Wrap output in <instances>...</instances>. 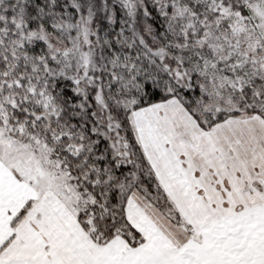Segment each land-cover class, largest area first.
<instances>
[{
  "label": "rangeland",
  "instance_id": "obj_1",
  "mask_svg": "<svg viewBox=\"0 0 264 264\" xmlns=\"http://www.w3.org/2000/svg\"><path fill=\"white\" fill-rule=\"evenodd\" d=\"M154 1L175 23L181 41L174 50L168 45L151 49V55L160 64L167 59L177 61L172 69L176 81L195 89V97L189 100L192 110L178 96L136 108L140 90L132 89V80L123 78V74L118 77L104 65L97 26L107 18L113 19V7L118 4L139 27L140 0H84L80 7L75 4L81 0H72L78 7L76 22L58 24L55 32L44 27L29 29L20 19L9 21L4 16L5 8L1 10L0 47L9 45L7 37L18 41L21 50V44L42 42L47 60L53 63L43 62L44 57L37 60L43 62L45 71L70 81L76 94L81 96L82 92L84 102L88 94L85 88L90 90L91 86L97 91L102 120L95 133L112 139L113 158L120 154L123 164L132 165L133 170L126 175L128 181L115 187L120 189L121 201L128 200L127 220L140 233L139 237L118 232L105 241L91 216L86 217L88 228L81 224L80 208L93 200L80 192L77 178L64 165L63 156H83L82 161H87L96 142L81 128L68 127L61 121L60 102L46 89L34 86L24 93L18 81H3L2 78H13V74L17 78L20 70L27 69L21 62L0 75V259L3 257L5 264H177L174 258L182 251L189 252L183 242L197 234L186 209L173 199L174 195H169L154 164L176 169L175 178L185 183L182 188L192 190L187 180L191 165L206 162L204 146L211 143L205 145V140L213 136L221 143L224 134L220 131L228 132L231 153L249 167L245 170L247 179L257 186V194L263 192L264 196V0ZM17 52H10L16 61L28 57L25 51L21 57ZM203 55L208 56V62L205 60L201 67L197 62ZM185 61L192 64L191 69ZM37 68L33 66L31 71ZM194 71L200 78L193 82ZM117 77L124 87L115 90L108 83ZM72 105V115L79 118L77 109L81 112V104ZM20 110L25 114L23 119L16 113ZM120 112L129 113L130 126L149 166L131 147L122 127L124 118L118 120ZM37 126L42 132H37ZM101 127L108 130V135L100 131ZM211 157L217 164V156ZM230 159L226 157L224 161ZM150 171L160 189L156 185L148 187L153 181ZM109 173L91 164L81 170V179L91 183L90 176L96 174L95 182L104 177L105 184L114 183ZM252 174L260 176L253 181ZM199 179L204 181V177ZM132 199L147 208L146 216L149 214L162 227V237L147 231L153 239L149 242L139 230L140 218L130 220L127 209L143 216L137 203L131 206Z\"/></svg>",
  "mask_w": 264,
  "mask_h": 264
},
{
  "label": "trees",
  "instance_id": "obj_2",
  "mask_svg": "<svg viewBox=\"0 0 264 264\" xmlns=\"http://www.w3.org/2000/svg\"><path fill=\"white\" fill-rule=\"evenodd\" d=\"M3 1L6 2L5 5L1 4ZM83 1L81 0V2L75 4L72 0H0V5L2 6L0 7V13L5 8L4 16L9 21L20 19L29 29L44 27L49 32H55L58 24H74L76 22L78 7L74 6V4L80 7ZM140 2V13L137 16L140 19V23L138 22L139 27L132 22L130 16L128 17L125 11L120 8L122 6L118 4L113 7V19L112 17L107 18L97 26L101 55L102 57L105 56L104 65L108 70L118 73V77L123 74V78L132 80V89L138 88V91L140 90L141 94L136 100V108L178 96L187 101L189 109L192 110L189 100L191 101L195 97L193 92L195 89L192 90L190 86L187 87L183 84L179 85V82L176 81L172 69L174 65H177V61L167 59L160 64V61L154 59L151 55V49L157 50L159 46L166 47L168 45L174 50L176 43L181 41L178 28L172 20L169 21L170 16L166 17L163 15L162 7H159L154 0H140ZM0 29H2L1 24ZM7 38L10 40L6 39L5 42L9 45L0 47V75L6 68L8 70L10 66L21 65V62L27 69L20 70L17 73V78L13 74V78L6 80L2 78L3 81H18V85L24 93L26 89L34 86H37L38 89H46L51 95L58 98V103L60 102V107L62 108L61 121L66 122V126L68 127L75 126L81 128V131H84L96 142L93 152L89 154L87 161H82L83 156L81 158H75L68 154H64L63 156L65 160L64 165L70 168L74 174L72 175L77 178L80 192L86 197L90 196L93 200L92 203H87L82 210L80 208L78 219L81 224L85 229L88 228L89 223L86 222V217L91 216L97 232H101L105 241L113 238L118 232L125 234L133 233L140 237V233L131 226L126 218L128 200L127 202H122L120 189L115 187L118 183L119 185L120 183L123 185V182L128 181L126 175L128 171L133 170L132 165L130 163L123 164L120 154L113 158L112 139L106 137L105 134L95 133L99 124L98 121L102 120L99 106L96 102L97 91L91 86L90 90L89 88H85L88 94L87 102H84L82 92L81 96L76 94L72 90L73 86L70 81L64 80V77H58L56 73L52 76L45 71L43 62H48L51 65L53 63L47 60L48 56L44 43L38 42L33 44V46L31 44H21L23 46L21 50V47L17 45L19 44L18 41L15 43L13 38ZM140 38L144 39L147 45L141 43ZM205 50L206 48H203V51ZM16 51H18L17 55L19 57H21L22 51H25L28 55L26 60L23 58L19 61L13 59L14 57H11L10 52ZM203 56L205 57L199 59L197 62L201 67H204L205 60L208 62V56ZM43 57L45 61H37ZM185 65L189 69L192 68V64L188 61H185ZM33 66L38 67L37 71H31ZM192 76L193 82L200 78V74L197 71H194ZM118 77L113 79L111 83L110 81L108 83L115 90L124 87L122 80ZM6 88L10 89L8 85H6ZM138 91L136 94H138ZM168 92H171V94ZM44 96L49 95L44 92ZM78 103L81 104V112L80 109H77L80 117L76 118L72 115V104ZM16 113H18V118L23 119L25 117V114L21 110ZM117 115L118 120L124 118L122 120V127L131 147L138 154L141 162L149 166L146 157L140 150L135 131L130 126L129 113L120 112ZM36 130L37 132H42L40 126H37ZM100 131H104L108 135V130L101 127ZM91 164L94 166L96 164L100 170H109V176L114 177V183L105 184L104 177L98 178V182H95L97 179L96 174L94 177L93 174L90 176L91 183L83 181L81 179V170H86ZM149 170H151V167H149ZM150 172L153 181L152 185L148 184V187L152 189V186L156 185L157 187V184L155 183L156 176L153 175L152 171ZM143 183L145 184V182ZM158 188L160 189L159 185ZM96 233H93V235L97 236Z\"/></svg>",
  "mask_w": 264,
  "mask_h": 264
},
{
  "label": "crops",
  "instance_id": "obj_3",
  "mask_svg": "<svg viewBox=\"0 0 264 264\" xmlns=\"http://www.w3.org/2000/svg\"><path fill=\"white\" fill-rule=\"evenodd\" d=\"M220 132L224 134L221 143L215 141L213 136L205 140V145L207 143L212 145L204 146L206 162L191 165L193 168L189 172L190 179L187 180L192 190L182 188L185 183L181 182L182 179L175 178L174 173L178 175L176 169L173 171L172 167L154 164L155 171L169 195H174L173 199L186 209L193 226L191 228L193 231L196 230L197 234L183 242L184 246L188 245L189 252L182 251L174 260L177 264L187 262L201 264L200 260H204L206 264H264L263 192L257 194L255 191L257 186L251 184L248 180L250 178L245 174L249 167L243 162L240 163V156L231 153L228 132ZM235 136H238L237 132ZM197 149L198 146L195 147L196 152ZM212 155L217 156V164L213 162ZM226 157H230V161H224ZM195 174L199 178L204 177V181L196 178ZM257 176L260 175L252 174V180H256ZM137 201L138 199H132L131 202L134 204L131 206L135 207ZM136 207H140L139 211L143 216L139 217L127 209L130 220L133 217L140 218L139 230L149 242L153 239L148 237L147 231L159 234V238L162 227L156 225L149 214L146 216L149 212L146 207H141L138 203ZM0 264H5L3 257Z\"/></svg>",
  "mask_w": 264,
  "mask_h": 264
}]
</instances>
